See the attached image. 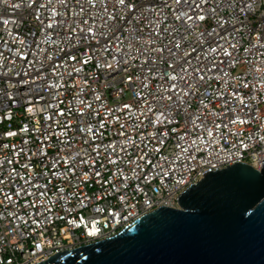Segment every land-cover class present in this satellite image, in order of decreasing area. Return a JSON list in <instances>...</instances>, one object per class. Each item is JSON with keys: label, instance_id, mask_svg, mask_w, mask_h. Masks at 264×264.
<instances>
[{"label": "built area", "instance_id": "2783aa9c", "mask_svg": "<svg viewBox=\"0 0 264 264\" xmlns=\"http://www.w3.org/2000/svg\"><path fill=\"white\" fill-rule=\"evenodd\" d=\"M194 2L204 11L0 0V264H38L178 209L207 172L259 169L264 0Z\"/></svg>", "mask_w": 264, "mask_h": 264}, {"label": "water", "instance_id": "95a60500", "mask_svg": "<svg viewBox=\"0 0 264 264\" xmlns=\"http://www.w3.org/2000/svg\"><path fill=\"white\" fill-rule=\"evenodd\" d=\"M116 236L38 264H264V161L210 171Z\"/></svg>", "mask_w": 264, "mask_h": 264}, {"label": "snow or ice", "instance_id": "6c2138e0", "mask_svg": "<svg viewBox=\"0 0 264 264\" xmlns=\"http://www.w3.org/2000/svg\"><path fill=\"white\" fill-rule=\"evenodd\" d=\"M204 2H206V0H201V3H204ZM119 3L120 4H124L125 3V0H119ZM175 3L181 4L182 3V0H175ZM183 3H188L190 8H192L194 6L196 9H199L200 12H203L204 11L203 8H201L200 3H195L194 0H191V2H190V0H183ZM181 15L182 16H186L187 20H192L193 19V16L188 15L186 12H182ZM195 19L200 20V21H203L205 19V16L204 15H197L195 17ZM89 31H91V29H89ZM175 46L178 48L180 46L179 45V42H177ZM211 51L215 52L216 49H211ZM71 59H75V57H71ZM109 67H110V65H109ZM169 67H172V65H169ZM195 71L198 72L199 69H195ZM181 78H183V77H181ZM170 79H175V77H170ZM200 79L203 80L204 77L201 76ZM171 88L173 90H175L176 86L175 85H171ZM171 98H172L171 96L168 97V99H171ZM162 115H163V113H162ZM209 134H211L210 130H209ZM184 151H187V149H184ZM97 175H99V173H97ZM0 183H2V181H0ZM7 199H11V197H7Z\"/></svg>", "mask_w": 264, "mask_h": 264}]
</instances>
